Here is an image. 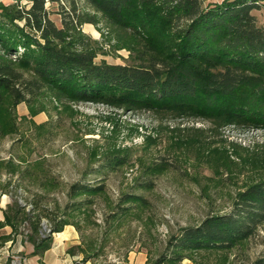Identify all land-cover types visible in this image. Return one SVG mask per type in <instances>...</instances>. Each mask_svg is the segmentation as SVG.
Instances as JSON below:
<instances>
[{"label": "trees", "instance_id": "16d2710c", "mask_svg": "<svg viewBox=\"0 0 264 264\" xmlns=\"http://www.w3.org/2000/svg\"><path fill=\"white\" fill-rule=\"evenodd\" d=\"M20 1H0V141L19 132L17 106L31 105L47 91L59 101L200 120L218 131L264 129V25L252 13L264 0H83L84 9L76 0ZM48 1L68 4L61 5L60 26L50 18ZM100 20L116 45L130 50L129 62L95 60L98 43L82 25ZM113 160L107 163L124 162ZM34 170L21 155L0 156V197L10 199L0 226L12 228L0 235V245L21 234L33 244L31 254L42 256L54 232L75 224L43 203L55 183ZM31 185L39 192L21 203L18 197L31 193ZM104 191L103 184L76 181L67 189L71 203L65 208L91 204L90 196ZM124 201L143 197L130 194ZM44 218L51 223L47 229ZM25 222L27 231H20ZM262 225L264 179L238 192L230 211L182 227L168 239L167 251L145 264H181L196 252L228 251ZM251 264H264V254Z\"/></svg>", "mask_w": 264, "mask_h": 264}, {"label": "rangeland", "instance_id": "374dc122", "mask_svg": "<svg viewBox=\"0 0 264 264\" xmlns=\"http://www.w3.org/2000/svg\"><path fill=\"white\" fill-rule=\"evenodd\" d=\"M76 1L79 9L85 8L83 0ZM209 1L221 0H204ZM19 3L29 6L30 0ZM61 5L68 7L65 1L46 2L58 26ZM252 13L264 25V5ZM82 31L98 43L97 62H129L130 50L116 45L104 20L84 23ZM16 113L19 132L0 141V156L21 155L31 169L55 183L43 203L75 224L80 248L74 250L87 264H130L128 257L134 254L135 259H155L167 251L171 235L209 214L230 211L238 192L264 179V129L218 131L200 120L59 101L48 91L31 105L20 103ZM115 157L124 162L107 163ZM76 181L103 184L105 191L90 196L91 204L66 209L71 203L67 189ZM30 187L31 193L23 190L18 197L21 203L39 192ZM130 194L141 195L143 202L124 201ZM43 223L46 229L51 224L47 218ZM27 229V222L20 224V231ZM262 254L264 225L231 250L196 252L189 260L251 264Z\"/></svg>", "mask_w": 264, "mask_h": 264}, {"label": "crops", "instance_id": "0c3cea01", "mask_svg": "<svg viewBox=\"0 0 264 264\" xmlns=\"http://www.w3.org/2000/svg\"><path fill=\"white\" fill-rule=\"evenodd\" d=\"M9 200V196L6 194L0 197V222L4 221V209ZM9 234H12L10 225L0 226V235ZM79 244V234L73 224H66L62 230L53 233L52 244L42 256L31 254L34 250L33 244L21 234H16L12 239H8L0 245V264H87L82 260L81 253L70 252L71 247H76ZM135 257V254L128 257V262L130 264H145L146 258L141 259L140 255L136 259ZM185 260L181 264H193L189 259Z\"/></svg>", "mask_w": 264, "mask_h": 264}]
</instances>
